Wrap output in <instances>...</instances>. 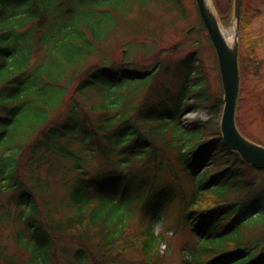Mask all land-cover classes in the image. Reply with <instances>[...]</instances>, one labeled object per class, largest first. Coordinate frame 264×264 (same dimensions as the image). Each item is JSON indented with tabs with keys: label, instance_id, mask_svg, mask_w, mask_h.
Masks as SVG:
<instances>
[{
	"label": "trees",
	"instance_id": "1",
	"mask_svg": "<svg viewBox=\"0 0 264 264\" xmlns=\"http://www.w3.org/2000/svg\"><path fill=\"white\" fill-rule=\"evenodd\" d=\"M121 3L0 0V264H54L58 244L73 245L68 264H170L158 251L168 228L196 238L179 264H264V184L222 140L223 99L203 76L202 40L211 42L199 14L180 28L195 33L198 49L171 66L153 62L160 24L135 27L119 16ZM184 8L161 0L174 20ZM123 32L148 41L120 42L118 58ZM241 63L240 53L243 80ZM193 107L209 119L181 125ZM7 221L18 253L4 244ZM129 249L141 257L127 260Z\"/></svg>",
	"mask_w": 264,
	"mask_h": 264
},
{
	"label": "rangeland",
	"instance_id": "2",
	"mask_svg": "<svg viewBox=\"0 0 264 264\" xmlns=\"http://www.w3.org/2000/svg\"><path fill=\"white\" fill-rule=\"evenodd\" d=\"M183 1V6L185 7L183 12L184 15L180 14L178 11L176 19L167 15L166 13H161V0H122L119 16L126 19H133V25L135 27H145L153 28L156 24H160L159 28L155 30L153 28V33L150 30H140V34H153V42L155 48H153V60L157 62L160 61L162 64H169L173 66L175 63L182 58H184L188 53L194 52L198 49L197 40L195 39V33L185 34L184 29H188L193 23H196L195 19L197 17L195 5L193 0H181ZM142 2H146L147 5L153 4V6H148L151 12L154 14L153 19L146 20L145 12L140 8ZM219 16L229 15L227 22L223 24L225 29L232 26V0H217ZM153 9V10H152ZM130 10V11H129ZM245 15V16H244ZM241 16L244 19H248V25L246 28L241 29L242 39L244 41H249L252 39L255 50L253 53L254 58L264 61V0H242L241 6ZM188 17V18H187ZM187 18V19H186ZM147 21V22H146ZM184 26V29H180ZM176 29V30H175ZM119 35V41L113 43L115 49V56L118 58L121 56L122 50L118 49L121 44L125 47L127 44L133 42L148 41V39H142L139 37H133L132 34L128 32H123ZM121 42V44H119ZM203 50L200 51L199 57L202 59L203 63V76L208 83V89L211 94L216 95L220 92V80L216 70L215 58L213 51L210 47H206V40H202ZM136 55L138 60L141 59L144 53L139 49ZM151 55V53H150ZM242 63L241 72L243 73V82L241 84L239 92V106L236 109L237 126L240 132L258 144L264 145V65L261 68H255L252 63L251 52L249 48L242 50L241 53ZM144 64H148L152 59L141 60ZM264 64V63H263ZM141 65V64H140ZM177 66H175L171 73L174 72ZM262 69L261 73L259 71ZM165 77L164 73L161 76ZM160 76V77H161ZM222 94V93H221ZM191 115V116H190ZM218 115V120H219ZM188 119L198 120L207 119L208 113L205 110H195L193 109L190 114L186 115ZM186 120V119H185ZM241 123V125L239 124ZM242 127L244 129H242ZM93 168L96 167V163H93ZM250 167V166H246ZM263 170V169H262ZM247 172L253 174L249 169ZM257 179H262V177L253 174ZM55 187L62 191L61 182H56ZM12 212L15 211L16 207L14 205L10 206ZM141 212H137L135 215L134 223L140 224ZM172 216L166 220V226H173ZM174 219V218H173ZM10 227L4 229V244L8 246V250L12 251L14 249V241L11 235L13 228L11 221H7ZM160 224L156 225V230H159ZM17 228L21 229L22 224H17ZM166 242L167 255L164 258L165 263L179 264L180 261L189 254L195 245L196 238L187 230L174 231L173 228H168L166 238L163 240ZM60 245V246H59ZM161 249L165 246V243L160 244ZM58 252L60 250L62 257L59 261L54 262V264H68L67 257L64 253H68L73 248V245H63L58 244ZM18 253L16 249L13 250ZM184 251V253H183ZM70 257H73L70 255ZM124 257L127 260H136L141 257L139 250L129 249L124 253ZM84 264H90L89 260Z\"/></svg>",
	"mask_w": 264,
	"mask_h": 264
},
{
	"label": "water",
	"instance_id": "3",
	"mask_svg": "<svg viewBox=\"0 0 264 264\" xmlns=\"http://www.w3.org/2000/svg\"><path fill=\"white\" fill-rule=\"evenodd\" d=\"M203 24L209 34L219 61L221 81L224 91V107L220 129L225 143L236 150L245 160L254 165H264V147L256 145L244 138L235 126L234 115L239 90V72L237 66V41L232 44L225 41L218 18L209 0H195ZM241 0H234L232 21L236 23L240 15ZM235 38V37H234Z\"/></svg>",
	"mask_w": 264,
	"mask_h": 264
},
{
	"label": "bare ground",
	"instance_id": "4",
	"mask_svg": "<svg viewBox=\"0 0 264 264\" xmlns=\"http://www.w3.org/2000/svg\"><path fill=\"white\" fill-rule=\"evenodd\" d=\"M234 31H235L234 24L229 29H222L221 28V33H222L225 41L229 44H230V39L233 38Z\"/></svg>",
	"mask_w": 264,
	"mask_h": 264
}]
</instances>
